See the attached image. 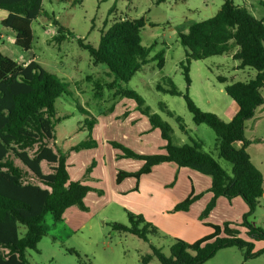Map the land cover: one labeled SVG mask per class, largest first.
Here are the masks:
<instances>
[{
  "label": "trees",
  "instance_id": "1",
  "mask_svg": "<svg viewBox=\"0 0 264 264\" xmlns=\"http://www.w3.org/2000/svg\"><path fill=\"white\" fill-rule=\"evenodd\" d=\"M80 1L74 0L73 5ZM154 2L158 5L163 0ZM259 4L264 9V0ZM0 10L7 13L0 21L1 26L15 34L13 44L22 52L32 49V23L42 17L58 28L61 35L56 38L58 42L66 38L62 35L64 29L61 24L44 10L43 0H0ZM145 26L143 17L135 20L122 18L101 30L96 45L81 39H77V44L89 53L94 64L105 66L117 81L128 83L137 73L152 70L148 66L151 62H155L158 70L164 67L163 51L150 57L154 47L140 44V32ZM70 36H73L72 33ZM179 40L185 51V60L179 66L188 86L190 61L231 52L232 59L239 62L238 69L249 68L256 73L252 80L231 84H227L225 77H217L220 83H226L224 91L238 107L228 122L215 114L201 111L188 92L178 91L170 80V88L160 84L155 87L158 92L182 96L194 124L206 125L214 131L219 156L231 164L232 176L208 153L203 152L200 144L173 145L170 125L152 113L135 91L119 89L116 93L121 98L134 101L137 111L148 119L151 128L159 130L166 146L163 154L142 156L111 142L113 148L124 153L122 158L144 162L135 173L119 171L116 182L120 183L127 177L138 180L155 166L174 164L211 179L209 192L212 198L201 213V220L208 217L219 198L228 201L241 198L248 211L235 225L236 228L232 227V223L225 222L222 226L213 225L212 234L193 243L172 240L169 256L150 242V237L160 234L141 215L127 212L129 224L111 223V228L149 244L151 253L141 257L143 264H148L152 259L160 264H205L219 251L232 247L244 250L245 260L255 258L264 254V248L254 251L255 243L264 242V230L255 227L249 219L264 194V178L248 154L251 142L245 139L244 131L246 122L264 104L261 93L264 89V15L256 18L246 7L234 4L233 0H223L215 16L191 25L186 33L179 35ZM66 88L36 61L20 64L0 53V264H28L27 251L38 252L37 245L47 235L43 225L46 215L49 214L54 222H60L65 211L71 207L87 211L84 198L91 188L70 180L66 167L68 151L62 152L55 147V103L67 92ZM161 108L165 109L162 105ZM167 113L174 117L172 112ZM175 120L185 132L181 119L175 117ZM94 124L95 120L86 121L88 136L73 146L71 151L96 146L91 138ZM235 143H240L241 148L237 149ZM47 166L50 167L48 172L44 170ZM199 196L190 195L175 205L173 211H188ZM237 227L244 230L247 240L239 236Z\"/></svg>",
  "mask_w": 264,
  "mask_h": 264
},
{
  "label": "rangeland",
  "instance_id": "2",
  "mask_svg": "<svg viewBox=\"0 0 264 264\" xmlns=\"http://www.w3.org/2000/svg\"><path fill=\"white\" fill-rule=\"evenodd\" d=\"M73 1L43 0L44 10L52 14L64 29L62 35L66 38L61 42L56 40L61 36L58 28L47 18L42 17L32 23V49L22 52L13 44L15 34L0 24L1 54L20 64L36 61L67 87V92L55 103L56 121L53 132L55 147L58 150L66 152L69 147L86 140L87 120L113 123L109 127H104L103 132L99 129L100 135L96 132L91 134L96 144L94 148L70 151L69 172L72 174V170L80 169L83 171L84 180L90 182V185L99 181L95 188L100 191L103 186L109 184L107 171H110L113 182L116 171H137L144 165L141 160L122 158L124 153L113 148L111 142L118 143L137 155L150 156L159 153L163 141L158 132L143 134L146 129H142V126L147 125L148 129L150 127L147 119L137 111L133 100L121 98L116 93L119 89H129L143 98L152 113L170 125L173 145H193L194 142L200 144L202 151L208 153L229 176H232L231 164L219 156L214 131L206 125L194 124L182 96L164 94L155 89L158 84L170 88L168 83L170 80L178 91L182 93L187 91L201 111L215 114L223 121L232 119L233 101L224 91L226 83H220L217 77H225L227 84L247 82L254 78L255 71L249 68L238 69L239 62L232 59L233 52L190 61L188 86L179 66L180 62L185 60V51L179 35L186 33L191 25L215 16L223 0H163L158 5L154 0H81L74 5ZM260 1L263 0H233L234 4L246 7L256 18H262L264 15ZM6 15L5 11L0 10V21ZM141 17L146 20V26L140 32V44L143 47H154L150 57L160 51L164 52V67L161 70L155 68V62H151L148 66L152 70L139 72L128 83H122L109 74L105 66L94 64L89 53L77 44V39H81L96 45L101 30L109 27L115 20L122 18L135 20ZM71 33L73 36H70ZM261 93L264 99V89ZM161 105L165 109L161 108ZM167 111L172 112L174 117L168 115ZM175 117L181 119L185 132L180 129ZM154 135H158L160 143ZM124 136L130 141L134 137L135 141L128 143ZM244 137L251 142L247 149L251 161L264 177V104L256 110L254 117L246 122ZM103 141L107 142L106 146ZM111 151L113 157H110ZM16 164L19 165V162ZM49 168L44 167V170L48 172ZM174 175L175 173L167 184H170L168 189L175 187L176 191L178 185L182 186L184 181L177 179L179 180L177 182ZM132 181L135 183L136 180H128L129 183ZM113 185H116L115 182ZM174 194H178L177 191ZM203 194L191 204V210L186 218L188 221L173 220L175 222L173 228H180V239L187 243H193L212 233H207L206 226H200L205 220H201V213L209 203ZM222 201L228 203L226 200ZM238 212L239 208L236 205L228 210L232 217ZM171 213L177 212L172 210ZM223 213L224 210L219 205L213 213L214 219H220ZM244 214L246 213L241 214L240 218ZM249 221L255 227L264 230V195ZM111 223L129 224L127 216L122 215V209L113 203L104 211L94 213L93 219L76 231L70 230L67 225L54 222L48 214L43 223L47 235L37 245L38 252L27 251V263L143 264L141 257L151 253L149 244L134 236L112 230ZM238 229L239 236L247 240L244 230ZM161 232L159 231V236L149 239L154 246L161 248L162 252L169 256L171 240L179 238L167 234L164 236ZM262 246L264 242L255 243L254 251L261 250L264 248ZM244 255V250L232 247L219 251L205 264H264V254L248 260H245ZM148 264L160 263L152 259Z\"/></svg>",
  "mask_w": 264,
  "mask_h": 264
},
{
  "label": "crops",
  "instance_id": "3",
  "mask_svg": "<svg viewBox=\"0 0 264 264\" xmlns=\"http://www.w3.org/2000/svg\"><path fill=\"white\" fill-rule=\"evenodd\" d=\"M237 111H238V107L233 102L232 113H231L232 118L236 114ZM99 123H100V126H99ZM111 124H113L111 123V121H105V122L96 121L92 128L91 134H94L96 132L98 135H100L99 133L103 132V128L107 126L109 127ZM122 128L123 127H120V129ZM143 128L146 129L145 130L146 132L144 131L143 134H150L151 132L155 131V132H158L159 136L161 137L159 130L152 129L151 126L148 129L147 125L142 126V129ZM99 129H102V131L99 132ZM103 137H104V140H106V136L104 134H103ZM154 137L160 143L158 135H154ZM133 140H134V137H133ZM133 140L130 141L128 137H125V141H127L128 143L132 142ZM162 141L164 143L162 142V145L159 148V153L157 154L164 153V147L166 146V141H164L163 139ZM103 143L105 146L107 145L106 141L105 142L103 141ZM234 146L237 149L241 148L240 143H235ZM72 147L73 146L67 149L68 156L66 160V167H67V172L69 174L70 180L85 184L86 186L91 188V191L84 198V205L87 208V211H81L77 207H71L67 209L65 213L63 214V217L59 223L63 225H67L70 228V230L76 231V230L83 228L88 221L93 219L94 213H96L99 210L104 211L106 207L110 206V203H113L122 209V215L127 216V212H131L136 215H141L143 216L146 222L155 226L158 229V231H162L163 233L162 232L161 233L164 234V236L165 234H167L170 237L174 236L175 238L177 237L180 239L181 237L179 236L181 235L180 228L179 227L177 229L173 228L174 223H175L173 222V220H176L178 222L188 221L186 218L192 206L189 208L187 212L179 211L176 214L171 213V211L173 210V207L176 204L183 201L184 199H186L187 197H189L190 195H195V196L201 195L202 196V193H204L203 195L206 196V198L208 199V202H210L212 198V194L209 192V189L211 187L210 177L204 176L188 168H178L176 165L169 164V163L160 164L158 166L153 167L150 173L142 175L138 180L135 179L134 177H127L123 179L120 183L116 182L117 173L119 171H124V170L116 171L115 180H113V182H112L113 178L111 177L110 171H107L108 177H109V184H106L105 186H103V188L99 191V189L95 188L98 185L99 181L90 185V182L87 183L86 180H84L83 171H81L80 169L72 170L73 171L72 174L69 172L70 165H69L68 160L70 158L69 153ZM112 153L113 151H111L110 157H113ZM153 155H156V154H153ZM137 171L134 170L132 172H127V173H135ZM104 172L106 173V171ZM174 173L175 175L173 177L175 178V180L179 179V180L184 181V184L182 186L178 185V189L176 188V191L178 194H174V192H176L174 191L175 187L172 189H168L170 184H167V183H170L167 181H171L170 179ZM128 180L129 181L136 180L137 182L135 181V183H133L132 181L129 183ZM179 180H177V182ZM114 182L116 185H113ZM263 187H264V184H263ZM222 200H226V199L224 198L217 199L215 207L210 212L208 217L204 220V222H202L200 225L204 227L206 226L207 233H211V232L213 233V228H212L213 225L222 226L223 223L225 222L232 223L233 224L232 227L236 228L235 225L241 222V219H242L240 218L241 214L246 213L248 211L247 206L245 205V203H242L243 201L240 198H234L231 201L226 200L228 203H225ZM219 205H221L222 209L224 210L223 216L221 217L222 219L221 218L214 219L213 213L218 209ZM233 205H236L239 208V212L234 217H232V215L228 213V210H230ZM203 206L204 204L202 205V207ZM175 217L177 219H173ZM204 227H201V228L204 229Z\"/></svg>",
  "mask_w": 264,
  "mask_h": 264
}]
</instances>
